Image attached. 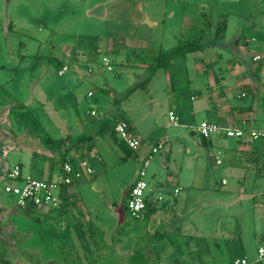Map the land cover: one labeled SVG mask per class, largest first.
<instances>
[{
    "label": "rangeland",
    "instance_id": "obj_1",
    "mask_svg": "<svg viewBox=\"0 0 264 264\" xmlns=\"http://www.w3.org/2000/svg\"><path fill=\"white\" fill-rule=\"evenodd\" d=\"M223 18L227 30L213 49L175 59L169 69L154 73L145 90L109 109L108 90L123 92L145 79L137 57L152 58L180 40L199 37L207 20L214 25ZM237 35L248 55L264 56V0H0V173L21 164L24 178L54 179L60 157L46 140L69 134V144L75 143L91 134L90 124L98 118L119 114L141 137L164 142L146 169V194L153 190L172 203L157 239L141 218L126 211L120 220L114 208L136 179L140 152L133 153L114 131L97 136L89 152L85 144L70 149L69 157L83 153L93 174L71 185L59 208L22 210L15 197L0 193V220L7 223L5 230L0 226V259L10 258V264H234L246 258L260 264L261 143L248 144L259 150L257 160L243 162L235 140L223 136L219 141L232 146L236 162L230 165L223 150L216 165L214 152L196 151L193 132L210 119L206 110L194 111L200 102L211 106L209 79H228L229 54L242 55V46L234 45ZM205 37V44L212 43ZM63 66L68 70L59 76ZM238 101L249 102L250 96ZM169 110L178 115V126L168 125ZM255 127H264V120ZM165 157L167 168L159 164ZM175 188L180 191L174 197Z\"/></svg>",
    "mask_w": 264,
    "mask_h": 264
},
{
    "label": "crops",
    "instance_id": "obj_2",
    "mask_svg": "<svg viewBox=\"0 0 264 264\" xmlns=\"http://www.w3.org/2000/svg\"><path fill=\"white\" fill-rule=\"evenodd\" d=\"M209 21H211V23L213 22L212 19H209ZM192 28L193 26H191V30ZM241 39H242V36L237 35L234 40V45L236 47L240 45L242 46L240 48L242 55L240 57H235L233 53L229 54L230 60L227 62L229 78L226 80H222L221 82L217 81L216 78H214V80H211V81L209 79L208 89L212 90L211 95L208 97V99H210V102H211L210 108L209 106H207V103L200 102V104L195 105V110H194L195 112L206 110L208 116L210 117V119L206 120V122H214L221 127V130H222L221 133L212 135V137L208 141L209 144H206V145H204L202 141L200 140L201 136H199V134L196 132L197 127L196 126L193 127V132L198 137V141L195 142L196 151L204 150L209 153L214 152L213 155H214V160H215L216 165H221L222 163V161H220L217 155L220 154V152L223 150L229 152V157H231V159L233 160V161L231 160L232 163L230 162V165L236 162L233 159L234 155H232L233 152H235V150H232L233 151L232 153L230 150L232 146L230 145L224 146L223 144L224 142L219 141L220 138L224 136L223 132L225 130L231 129V128H261V127H255V126L256 124L264 120V56L262 57V56H259L258 54H254L252 56L248 55L247 48L245 47V42L241 41ZM213 46H216V45L213 44L212 46H210V48ZM249 56L251 57V62L248 59ZM255 57H258V59L254 60ZM257 62H259L258 66L255 65V63ZM90 72L91 71L89 70V73ZM235 95H237V97ZM110 96L112 100V95L110 94ZM248 96H250L249 102H239L238 101L239 98H246ZM169 111H173V110H169ZM95 115H96L95 112L93 116L90 113L91 117H95ZM128 122L131 125L135 134L143 141L142 148L139 151L140 153L138 152L140 156L138 158L142 162V160L148 155L151 147L154 145L155 142H157V140L155 142H150L151 140L149 137L150 135L145 138L141 137L140 135H138L139 133H137L138 130L136 126H134V124L131 123L130 120H128ZM67 136H69V134H67L65 137ZM229 139H234V138H229ZM234 140L237 144L236 152L238 153V156H242L241 161L247 162L248 159L246 158H249L250 161L257 160L258 158L257 154L259 150L257 151L253 147L248 145L250 143L249 140H236V139ZM46 143L49 145L47 140H46ZM259 143H261V149H262L260 153H264V141L259 142ZM73 156L83 157V153L81 152L79 153V155H73ZM191 159L193 160V158ZM191 159L188 162V158H187V162H188L187 164H189V166L192 163ZM217 160L220 161L219 164L216 163ZM168 163H169V157H165L159 162L161 167H164V168L168 167ZM8 170L9 169H7L6 171ZM242 173H243V168H239L235 171V174L239 176ZM69 188L70 186L61 191V196L63 197L65 196L66 199L71 194V192L69 191ZM176 189L178 190L177 194L180 191L178 188H175L173 191L174 197L177 195V194L176 195L174 194ZM150 192L154 195V198L158 206L162 205V203H168L167 207H163L166 209L158 210L156 214L153 215L148 221L147 229L149 230L150 233L155 234L156 232H158L159 229L166 226L167 216H169L168 212H170V210L172 209V208L171 209H167V208L171 206L172 203L164 202L160 194H154L153 190H151ZM156 197H159V199H156ZM159 202H161V204ZM164 235L165 234L163 233V236Z\"/></svg>",
    "mask_w": 264,
    "mask_h": 264
},
{
    "label": "built area",
    "instance_id": "obj_3",
    "mask_svg": "<svg viewBox=\"0 0 264 264\" xmlns=\"http://www.w3.org/2000/svg\"><path fill=\"white\" fill-rule=\"evenodd\" d=\"M255 57L254 60H257ZM103 65L108 71L111 70L110 61L104 57ZM67 67L63 66L58 75L61 76L67 71ZM94 115V112H91ZM168 125L178 126L179 119L174 111L167 113ZM113 131L121 140L125 141L129 149L133 153L140 151L143 141L135 134L131 125L126 120H118L115 122ZM221 127L214 122H201L196 132L203 138H211L212 135L221 133ZM226 138H234L236 140H249L252 142L264 141V127L261 128H231L223 132ZM163 142H156L150 149L148 155L142 160V166L137 172L136 179L129 190L126 200V211L131 218H139L145 208V199L147 183L145 181L146 169L150 160L163 149ZM74 162H65L58 177L54 179L39 180L30 177H23L20 168L16 165L13 169L6 171L0 177L1 190L4 194L16 198V206L20 209L27 207H46L57 209L60 207L61 191L71 185L79 184L90 179L93 170L87 159L79 156H72ZM217 164L220 161H216ZM224 182V181H223ZM176 189L174 194L176 195ZM159 199V197H156ZM257 261L264 264V245L257 248ZM234 264H252L246 258L237 259Z\"/></svg>",
    "mask_w": 264,
    "mask_h": 264
},
{
    "label": "trees",
    "instance_id": "obj_4",
    "mask_svg": "<svg viewBox=\"0 0 264 264\" xmlns=\"http://www.w3.org/2000/svg\"><path fill=\"white\" fill-rule=\"evenodd\" d=\"M207 21L208 22L205 23V26L207 27L206 30L205 29L201 30V33H203V32H205V33L200 35L199 37H194L192 39H187V40H180L177 42V44L174 47H172L168 50H160L158 52V54L153 56L152 58L137 57L136 60H138L140 63H142V66H144L145 71L147 72L145 79H143V81L140 83H136V84L132 85L131 87L124 90L123 92H112V91L108 90V93H110L112 95V102H111V106L109 109L119 108L120 104L124 100H126L136 90H138V89L145 90L148 83L151 80V77L154 75V73L159 69H164V70L169 69V67L172 65V62L175 59L185 58L189 54L201 52L204 49H206L207 47H210L213 44H216L217 40L224 36V33L227 29V20H226V18L219 19L215 22L214 26L211 23V21H209V20H207ZM205 35H208V37L212 41V43H209V45L205 44L203 41V39L206 38ZM117 120H124V118H123V116H121L119 114L110 116V118L105 116V115L98 118L96 121H94L93 124L92 123L90 124L89 130L92 131L91 134L80 136L79 138H77L75 140V143H72V144H69L70 140H71V138L69 136L62 138V139H59V140H56V141L47 140L49 143V148L51 149V151H53L54 153L57 152L58 157H60V171H61L62 165L65 162H68V161L72 162V163L74 162L73 157H69V155H68L70 152V149H72L73 147H78V146H80V144H85L86 151L87 152L91 151L94 148V142H93L94 139L97 136H104V135L113 133V127H114L115 122ZM209 139L210 138L200 137V140L202 141V143L204 145L209 144V142H208ZM258 142H262V141H258ZM250 143H254V142L250 141ZM17 166L20 168V170L22 172L21 164H18ZM5 173H6V171L5 172L1 171L0 174L4 175ZM0 184H1V181H0ZM131 187L132 186H130L128 188V190L125 191L124 197L121 200L119 206L114 208V210L118 214V218L120 220L124 217V215L126 213V200H127L128 193H129V190L131 189ZM0 193H2V195L4 194L1 190V187H0ZM167 206H168V203H162V205L158 206V204L154 198V195L151 192L148 193V195L146 196V199H145L144 211L140 215V218L143 220L146 227H147V224H148V221L150 220V218L153 215H155L158 210L166 209L163 207H167ZM31 208H34V207L30 206V207L24 208L22 210L29 211V209H31ZM167 209H171V208H167ZM4 219H5L4 217L1 218L0 226L5 230L4 226H2V225L7 224L4 222ZM156 234H157V232L155 234H152L153 235L152 237H154V239H157V238H155ZM3 237H5V236H3ZM161 238H162V235H161ZM8 242H9V240H8ZM10 243L13 245L11 240H10ZM11 244L10 245L8 244L9 248H10ZM16 252H17V250H16ZM10 262H12V260L10 258L0 259V264H10Z\"/></svg>",
    "mask_w": 264,
    "mask_h": 264
}]
</instances>
